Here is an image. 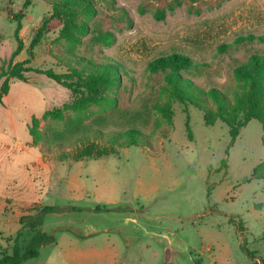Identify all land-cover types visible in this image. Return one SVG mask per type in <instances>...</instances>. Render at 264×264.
I'll list each match as a JSON object with an SVG mask.
<instances>
[{
    "label": "rangeland",
    "instance_id": "obj_1",
    "mask_svg": "<svg viewBox=\"0 0 264 264\" xmlns=\"http://www.w3.org/2000/svg\"><path fill=\"white\" fill-rule=\"evenodd\" d=\"M55 1L30 0L25 7V0H0V65L16 49L13 16L22 13L19 37L24 48L15 62L29 60V66L66 75L72 82L92 67L110 63L119 66V83L101 92L105 99L88 102L87 95L41 74L27 73L25 81L10 82L0 102V158L3 145L14 152L16 146L31 143L60 163L62 176L60 182L52 176L49 191L31 170L30 157L18 151L7 158L8 178L25 181L9 192L27 196L35 187L38 200L57 208L41 226L23 227L21 248L37 234L59 229L54 236L61 246L71 240L75 249L113 245L127 257L123 264H137L140 256L150 254L160 264H171L164 250L170 241L179 249L172 257L176 264H261V124L250 120L231 142L226 124H205V112L216 116L211 102L199 108L170 99L161 89L163 75L152 72L150 63L174 53L187 56L196 67L183 77L205 91L217 88L232 102L236 93L246 92L233 70L248 64L252 55L264 56V44L258 41L235 42L264 35V0H90L93 12L75 20L86 24V34L51 18ZM44 21L42 38L30 49ZM162 105L167 112L155 109ZM55 110H61L60 118L43 119ZM33 119L43 134L36 144L29 131ZM131 128L141 133L137 146L111 141ZM92 145L109 155L79 161L77 153ZM30 173L33 184L25 180ZM4 174L3 166L0 178ZM238 221L245 231L238 230ZM15 224L11 220L7 229ZM14 237L0 236V246L10 252ZM53 247L38 249L41 257Z\"/></svg>",
    "mask_w": 264,
    "mask_h": 264
},
{
    "label": "trees",
    "instance_id": "obj_2",
    "mask_svg": "<svg viewBox=\"0 0 264 264\" xmlns=\"http://www.w3.org/2000/svg\"><path fill=\"white\" fill-rule=\"evenodd\" d=\"M30 3V0H25V7ZM93 12L90 0H56L53 4V14L51 18L63 20L69 27H74L79 33L86 34L88 27L86 24H75V20L79 15L84 13ZM24 14L17 13L13 16L16 22L14 36L17 42L16 49L12 52L8 62L0 65V102L8 94L10 82L12 80L25 81L27 73H35L46 76L47 78L55 81L57 84L73 91L74 93H81L87 95L88 102L105 99L101 97L102 91H107L112 87H116L119 83L118 72L119 66L110 63L92 67L91 71L84 74L75 82L67 81L66 75L56 74L52 70H43L29 66V60L16 61L15 58L22 52L24 45L19 37L22 28L21 20ZM48 21H44L41 28L38 29L35 37L30 43V49L34 48L41 40L43 30ZM106 36V35H105ZM101 39H104V37ZM73 38L72 36H69ZM106 39H109L106 37ZM253 42L258 41L264 44V35L254 36L247 35L240 37L235 42ZM224 46V45H223ZM221 46V50L225 48ZM222 51H225L223 49ZM196 67L192 60L182 54H170L167 56L159 57L150 63V70L155 73L163 75L164 84L161 87L162 92L170 99L180 104H191L193 106L203 108L209 102L215 106V118L205 112L204 121L207 126H212L216 120L226 124L229 130L230 140L234 142L239 136L240 130L247 125L250 120H257L261 124L262 132L264 133V56L252 55L249 57L248 64L237 67L233 70L234 77L246 85V92L236 93L233 101L230 102L227 97L217 88H209L202 90L194 86L188 79L183 77V73L188 72L192 67ZM111 104L115 99H110ZM156 110L167 112V107L156 106ZM48 116L61 117V110L53 112H46L43 119ZM32 142L38 143L43 134L38 131V120H32L29 125ZM81 132V131H80ZM84 132V131H82ZM141 137L140 131L131 128L126 130L119 137L112 136L111 141L116 142L118 139L126 143V147L137 146L139 138ZM264 143V137L262 139ZM93 145L91 147H84L76 158L81 161L84 158L89 160L99 159L103 156H108L107 150L94 151ZM258 179H264V171ZM39 208V207H38ZM72 211L80 212L78 207H71ZM100 210L99 207L95 211ZM57 211L53 205H44L40 207L35 214L22 216L19 219L21 228L15 233L11 251L0 246V264H22L26 260L36 258L39 255V250L42 248L54 246L56 239L54 234L59 231L55 230L53 233H39L29 243L26 249L21 248L20 239L22 238L23 227L27 224L32 227L41 226L43 219L46 215L52 214ZM233 223L236 221L231 218ZM237 228L239 231H245L242 221H238ZM247 255L255 259L253 253L247 251ZM264 264V259L261 260Z\"/></svg>",
    "mask_w": 264,
    "mask_h": 264
},
{
    "label": "crops",
    "instance_id": "obj_3",
    "mask_svg": "<svg viewBox=\"0 0 264 264\" xmlns=\"http://www.w3.org/2000/svg\"><path fill=\"white\" fill-rule=\"evenodd\" d=\"M3 146V153L1 155L3 158H0V168L4 166L5 174L2 178H0V236H11L21 228L19 223L20 217L27 215V211L29 210L32 212L35 211L33 209L34 207L44 206L41 200H38L37 198L35 187L33 193L27 196L15 195L9 192V190L14 186L16 187L18 185V187H20L21 184L19 183L22 181L21 179L16 180L15 178H8V175H6V167L9 165L8 160L10 156H12V153L20 151L31 158L30 162H28L31 170L35 172L38 179L44 182L45 188L49 191L53 182L52 176H55L58 182L62 180V176L61 169L58 166L60 163L44 157L38 146L32 145L31 143L26 144L25 147L18 145L16 146L14 152L10 149V147H6L5 145ZM28 146H33L35 148L34 151L29 152L27 149ZM24 166L27 168L26 163ZM26 178L27 179L25 180L28 181V183L33 184L34 180L31 177V173L28 174ZM24 182L25 181L23 180L22 183ZM11 220H13L16 224L9 231L7 228ZM97 231L98 230L84 234L83 236H90ZM146 248L149 247L146 246ZM164 250L166 255L171 257V264H176L175 259L172 257L175 255L174 250L178 252L179 249H176L174 244L170 241L169 245L165 247ZM157 260L158 259L155 258L154 254H150L147 256H140L136 263L160 264ZM126 261L127 257H125V254H119L118 250L113 245L106 244L103 248H98L92 245L88 247L86 246L84 249H75L74 242L71 240L69 241V244L64 247L56 243L53 249L44 258L41 257V253L39 251V255L36 258L26 260L23 264H123ZM165 261L166 260H163L164 264H167Z\"/></svg>",
    "mask_w": 264,
    "mask_h": 264
}]
</instances>
